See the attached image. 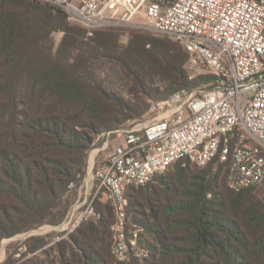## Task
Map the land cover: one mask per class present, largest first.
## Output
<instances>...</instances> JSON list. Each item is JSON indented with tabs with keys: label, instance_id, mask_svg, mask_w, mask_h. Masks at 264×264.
Instances as JSON below:
<instances>
[{
	"label": "trees",
	"instance_id": "16d2710c",
	"mask_svg": "<svg viewBox=\"0 0 264 264\" xmlns=\"http://www.w3.org/2000/svg\"><path fill=\"white\" fill-rule=\"evenodd\" d=\"M114 27L88 35L50 3L0 0V242L64 220L99 134L144 114L148 100L214 81L191 78L186 52L166 36L130 29L123 46ZM227 176L228 162L178 160L128 185L144 256L114 258V211L100 194L94 214L55 242V257L34 253L46 241L25 243L22 256H32L1 264H264V183L235 191Z\"/></svg>",
	"mask_w": 264,
	"mask_h": 264
},
{
	"label": "built area",
	"instance_id": "2783aa9c",
	"mask_svg": "<svg viewBox=\"0 0 264 264\" xmlns=\"http://www.w3.org/2000/svg\"><path fill=\"white\" fill-rule=\"evenodd\" d=\"M41 1L61 8L88 35L103 27H138L135 18L142 17L144 26L182 46L187 67L214 77L207 88H182L152 101L149 116L94 139V171L63 230L92 216L101 194L114 211L112 255L125 261L146 253L138 245L139 229L127 231L128 185L144 184L178 160L228 162L227 185L235 191L264 183V0Z\"/></svg>",
	"mask_w": 264,
	"mask_h": 264
},
{
	"label": "rangeland",
	"instance_id": "374dc122",
	"mask_svg": "<svg viewBox=\"0 0 264 264\" xmlns=\"http://www.w3.org/2000/svg\"><path fill=\"white\" fill-rule=\"evenodd\" d=\"M135 20H139L141 26L137 27V26L130 24V25H118V26L114 27V28H117L118 31H120V35H119V39H118L119 44H121L123 46L127 45V42L129 39L128 31L130 29H143V30H147L150 32H154L150 28H148L147 26L143 25L144 22L146 23V19H144L142 17H136ZM155 33H157V32H155ZM159 34H162V33H159ZM162 35H164V34H162ZM61 36H62V34L60 32L53 34L54 49L57 47ZM164 36H166V35H164ZM186 69H187L188 74L191 78H195L199 75H210L205 70L192 69L189 67H187ZM211 83H212V81L208 82V83L207 82L206 83H200L198 86H195L194 88H191V89L207 88L211 85ZM124 99H126V100L129 99V96L124 95ZM150 102H152V101L148 100L149 105H150ZM146 112L144 114H142L145 117L149 116V115H147ZM96 146H97L96 143L95 144L93 143L91 149H89L87 152L86 173H85V176L83 178V181H81L80 185L76 188V192H72L73 194L72 193L69 194V200H70L69 209L71 208V206L74 203L81 201L82 198L84 197V190L86 187V182H87L88 178L90 177V173L92 171H94L93 159H94V153H95ZM102 155H103V153H100L99 158L102 157ZM126 220H127V231H130L131 229H133L131 226V213L130 214L126 213ZM61 223H62V221L59 224H55V225L43 224V225L38 226L36 228H33L27 232L20 233L18 235L13 236V237L3 239L0 242V264L5 259H7L8 256L13 259V257H14L13 255H15V257H16V254L20 253V256L16 257V258H18V262H19V261H22L26 258H29L34 253L39 255L41 253V250L45 249V248L48 250V252H49V249H51L49 259H51L50 257H55V248H54L55 242L61 241V240L63 241V239H65L64 237L66 236V234L69 233L68 230L62 229ZM110 227L111 226L108 227L109 232L111 231ZM145 238L149 239L148 236H145ZM111 240H112V235H111ZM43 241H46L45 245L43 247H40L34 253H27V254L22 256V254L26 252L25 251V249H26L25 243L34 245V244H39L40 242H43ZM138 245H139L140 249L145 250L143 247L140 246L139 242H138ZM111 246H112V242H111Z\"/></svg>",
	"mask_w": 264,
	"mask_h": 264
}]
</instances>
